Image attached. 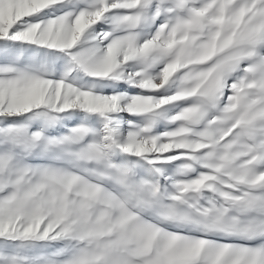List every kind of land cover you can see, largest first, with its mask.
I'll use <instances>...</instances> for the list:
<instances>
[{
	"label": "snow or ice",
	"instance_id": "obj_1",
	"mask_svg": "<svg viewBox=\"0 0 264 264\" xmlns=\"http://www.w3.org/2000/svg\"><path fill=\"white\" fill-rule=\"evenodd\" d=\"M0 264H264V0H0Z\"/></svg>",
	"mask_w": 264,
	"mask_h": 264
}]
</instances>
